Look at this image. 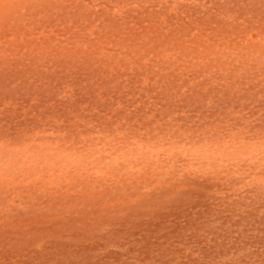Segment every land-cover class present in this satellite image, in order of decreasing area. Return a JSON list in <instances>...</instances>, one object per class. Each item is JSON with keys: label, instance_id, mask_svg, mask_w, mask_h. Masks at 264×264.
<instances>
[{"label": "rangeland", "instance_id": "374dc122", "mask_svg": "<svg viewBox=\"0 0 264 264\" xmlns=\"http://www.w3.org/2000/svg\"><path fill=\"white\" fill-rule=\"evenodd\" d=\"M0 264H264V0H0Z\"/></svg>", "mask_w": 264, "mask_h": 264}, {"label": "bare ground", "instance_id": "6f19581e", "mask_svg": "<svg viewBox=\"0 0 264 264\" xmlns=\"http://www.w3.org/2000/svg\"><path fill=\"white\" fill-rule=\"evenodd\" d=\"M132 72V71H131Z\"/></svg>", "mask_w": 264, "mask_h": 264}]
</instances>
